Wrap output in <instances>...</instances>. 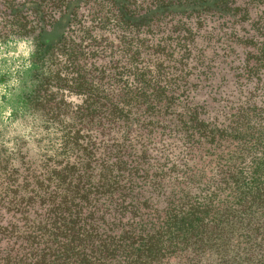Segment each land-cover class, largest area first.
<instances>
[{
	"label": "trees",
	"instance_id": "1",
	"mask_svg": "<svg viewBox=\"0 0 264 264\" xmlns=\"http://www.w3.org/2000/svg\"><path fill=\"white\" fill-rule=\"evenodd\" d=\"M76 1L0 0L62 132L0 156V264H264V0Z\"/></svg>",
	"mask_w": 264,
	"mask_h": 264
},
{
	"label": "rangeland",
	"instance_id": "2",
	"mask_svg": "<svg viewBox=\"0 0 264 264\" xmlns=\"http://www.w3.org/2000/svg\"><path fill=\"white\" fill-rule=\"evenodd\" d=\"M70 10L51 29L42 30L41 40L46 46L57 43L67 25ZM36 70L30 41L10 39L0 42V156H11L14 166L19 164L20 155L40 163L61 153L62 132L29 110L26 103L25 97L35 83L33 74Z\"/></svg>",
	"mask_w": 264,
	"mask_h": 264
}]
</instances>
